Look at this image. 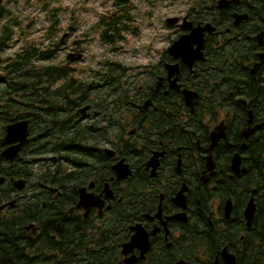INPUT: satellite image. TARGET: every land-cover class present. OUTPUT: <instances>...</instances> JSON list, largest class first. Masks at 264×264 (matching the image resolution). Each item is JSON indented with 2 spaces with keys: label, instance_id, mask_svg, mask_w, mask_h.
Segmentation results:
<instances>
[{
  "label": "flooded vegetation",
  "instance_id": "obj_1",
  "mask_svg": "<svg viewBox=\"0 0 264 264\" xmlns=\"http://www.w3.org/2000/svg\"><path fill=\"white\" fill-rule=\"evenodd\" d=\"M110 2L69 0V4H61L60 0H25L22 4L19 0H0V37L5 33L11 38L0 57L8 60L6 67L0 66L3 77L12 71L9 66L16 55L28 46L30 31L22 21L23 14L36 10L48 23L46 36L38 43L37 66L42 74L39 132L35 138L30 124L28 142L19 155L13 161L0 157L9 165L1 166L4 172L0 174V226L8 223L16 231L9 240L6 264L72 261L74 264H229L233 257L237 263L247 251L245 243L252 233L254 219L248 226L245 210L253 193L246 200L241 189H237L236 180L245 174L237 177L232 159L239 154L241 167L247 168L246 152L253 138L264 129V120L254 119L253 111L248 109V126L239 131L242 141L235 149L228 131L229 121L234 124L236 120V109L233 105L228 109L216 108L212 89H224L229 79L217 67L220 48L226 42H236L238 29L249 21L236 26L233 15L248 14L250 19V9L254 6L238 0V4L231 3L220 10L216 1L206 9L200 5L198 10L190 3L187 13L177 17L180 21L176 26L165 23L175 32L176 39L159 54L156 62L130 74L134 68L105 56H92L90 52L94 44L107 46L126 41L123 34L131 32V24L136 21L134 13L141 6L133 0ZM142 5L149 11L155 10L156 0H142ZM228 13L232 27L226 26L222 19ZM185 19L189 27L184 31L179 25ZM206 24H211L215 31L205 34L204 59L194 61L191 66L174 60L168 52L172 44L182 35L190 34V26ZM133 33L141 34L139 28ZM260 34H263L262 45L256 39ZM253 39L260 51L249 71L257 79L264 66L261 59L264 29ZM210 40L216 44L212 54ZM260 63L253 74V68ZM173 65L179 68L170 73L169 67ZM212 66L221 74L213 82L206 78ZM114 71L122 75L126 100L114 101L109 97L115 90L114 84L120 81ZM48 72L65 78L48 81L45 78ZM84 77L88 83L86 94L71 93V107L63 109V114L69 116L71 126L76 123L75 128L85 126L93 131L85 147L88 154L85 177L75 184H68L62 176L54 178L55 182L43 178L36 184L25 177L16 163L31 162L32 157L23 152L34 139L42 146L50 142L52 127L46 128V119L52 111L51 105L64 107L63 99L70 96L63 88L64 83L69 80L78 86ZM4 83L0 80V86ZM185 90L197 93L198 100L187 102ZM211 102L215 107H210ZM236 104L246 106L247 102L238 98ZM86 107L89 110L80 113ZM214 113L219 115L216 121L212 119ZM250 113L252 124H249ZM258 125L261 128L254 135L248 139L242 137L249 128ZM5 135L6 132L1 137L0 154L18 145L6 144ZM213 135L219 139L216 145ZM227 147L229 154L220 150ZM51 157L55 156L40 154L37 158L42 162L37 166L42 165L45 171L46 161ZM74 185L77 189L71 201L65 189ZM71 232L86 234L84 253L79 249L77 237H67ZM68 242L71 243L69 255L65 251Z\"/></svg>",
  "mask_w": 264,
  "mask_h": 264
},
{
  "label": "trees",
  "instance_id": "obj_2",
  "mask_svg": "<svg viewBox=\"0 0 264 264\" xmlns=\"http://www.w3.org/2000/svg\"><path fill=\"white\" fill-rule=\"evenodd\" d=\"M216 1L192 0L191 3L192 8L197 7L199 10L200 5L206 9L207 6L215 4ZM243 1L254 6L250 9L251 18L247 24L238 29V40L231 44L226 42L218 52L219 63H217V67L220 66L222 73L228 75L229 79L225 81L224 89L213 87L212 95L215 96L214 100L217 105L213 102L210 104V107L216 105V108L220 107L221 109H224V107L228 109L230 105H233L236 109V120L234 124L229 121L228 131L229 141L235 143V149L239 148L242 141L239 131L248 126V109L253 111L254 119L261 118L264 120V66L259 71L257 79L249 71L257 59V53L260 51V46L254 41L253 36L260 29H264V0ZM211 14L212 12L209 15ZM222 19L226 26L232 27L229 13L223 15ZM9 42H11V38L3 33L0 37V57L9 47ZM215 46V42L210 40V54L213 53L212 48H215ZM38 53V42L28 43L27 47H23V52L17 54L16 59H13V62L10 63L9 68L12 71L6 77L0 75V80L5 81V85L0 86V151L3 147L1 137L5 132V127L10 123L27 119L30 121L31 131L35 138L39 132V85L42 74L37 66ZM5 59L6 57L3 60L0 59V66L5 65L6 67L8 60ZM114 73L120 80L122 75L117 74L116 71ZM220 76L218 68L212 66L210 74L206 78L213 82ZM45 78L48 81H54L65 77L61 74L48 72ZM63 88L70 93L67 99H63L62 106L64 107L53 108L54 105L52 104V111L46 119V128L52 127L50 142L42 146L37 139H34L33 144L23 152L24 155L32 157L31 162L23 163L19 160L16 163V166L25 172V177L36 181V184L38 180L43 178L55 182L54 178L58 176H62V180L68 184H75L85 177L84 163L88 156L85 147L93 131L85 126L75 128L76 123L71 126L68 122L69 116L63 114V109L71 107V93L75 95L78 92L86 94L88 89L87 77H84V80H82V83H78V86H74L73 82L68 80L67 83H64ZM113 88L115 89L113 93H109L110 99L114 101L127 99L125 84L122 80L115 83ZM101 98L102 96L99 95V99ZM238 98L244 99L247 105H237L236 99ZM212 119L214 121L218 120L219 115L214 113ZM233 127L234 130H232ZM222 149L225 154L230 153L229 147L226 149L220 148V150ZM42 153L55 156L46 161L45 171L42 170V165H40V168L37 166L38 163L42 162L37 158ZM246 156L247 174L236 180L237 189H241V193L246 200L249 199L254 189L258 190L255 195L257 213L252 224L251 236L245 243L247 251L240 255L237 264H264V129L253 138ZM3 163L4 166H9L7 162L0 160V174L4 172L1 167ZM76 189V185L65 189L69 200H74L73 194ZM8 225V223H4L0 226V264H6L9 240L16 232ZM67 237H77V243L80 245L79 249L84 253L87 248V236L84 232L80 235L71 232ZM70 244L68 242L65 247L68 255L70 254ZM63 260L66 261L67 257H64ZM69 264L74 263L72 261Z\"/></svg>",
  "mask_w": 264,
  "mask_h": 264
},
{
  "label": "rangeland",
  "instance_id": "obj_3",
  "mask_svg": "<svg viewBox=\"0 0 264 264\" xmlns=\"http://www.w3.org/2000/svg\"><path fill=\"white\" fill-rule=\"evenodd\" d=\"M22 4L25 0H19ZM192 0H156L155 10L149 11L142 5V0H133L141 5L134 13L136 21L131 24L130 33L125 32L123 36L126 41L115 42L112 45L102 46L94 44L91 46V54L96 57H108L109 60L118 62L125 67L134 68L130 74L137 73L141 66H147L156 62L161 52L165 51L173 40L176 39L175 32L169 30L165 24L166 17H180L187 13ZM61 4H69V0H60ZM57 4L58 2L55 1ZM112 3V0L110 4ZM21 16L20 13H18ZM22 21L29 26L27 43L42 41L48 30V23L43 15L36 10H30L23 14ZM140 29V36L133 33ZM24 43H26L24 41ZM138 69V70H135Z\"/></svg>",
  "mask_w": 264,
  "mask_h": 264
},
{
  "label": "water",
  "instance_id": "obj_4",
  "mask_svg": "<svg viewBox=\"0 0 264 264\" xmlns=\"http://www.w3.org/2000/svg\"><path fill=\"white\" fill-rule=\"evenodd\" d=\"M231 3L238 4V0H218L217 6L220 10H223L227 8ZM234 18V24L236 26L240 25L243 22H246L249 20L248 14H238L235 13L233 15ZM180 19L177 17L174 18H168L166 20V23L170 27H174L179 23ZM183 25H179V27L182 30H187L189 25H187V20L185 19ZM191 29L190 34L182 35L178 40H176L172 46L168 49V52L172 54L174 60H181L183 63L189 64L190 66L194 63V61L198 59H204V46H205V34L209 33L212 34L215 31V28L211 24H206L204 27L198 26L194 28L193 26ZM260 44H263V34H260L256 38ZM194 46H197V49H194ZM262 61L264 60V55L261 56ZM261 63L257 64L254 68L252 73L255 74L256 71L259 69ZM179 67L178 65L170 66V73L175 72ZM184 97L187 102H194L195 100H198L199 95L192 91H184ZM89 110V107H86L80 111V113H86ZM253 123L252 113H250V120L249 124ZM30 123L29 121H21L14 124H9L5 127L6 135L4 137V142L8 145H12L14 143H18L16 146H11L7 148L6 150L2 151L0 154V157L6 161H13L18 155L22 147L28 142L29 137V127ZM261 126H255L254 128H249L250 130L243 133V138L248 139L250 136L254 135L255 132L260 129ZM213 143L216 145L218 138L214 137L213 135ZM242 166V157L239 154H236L233 156L232 159V169L236 173L237 177H240L242 174L247 173L246 167ZM13 181H15L13 179ZM16 183H25V181H15ZM23 188V186H22ZM258 192L257 189H254L252 191L253 196L249 200L245 215L246 219L248 221V226H251L252 221L254 219L255 213H256V203L254 195H256ZM81 199L85 197L84 193H81ZM127 248V247H126ZM229 264H237L235 257L232 258L231 261H229Z\"/></svg>",
  "mask_w": 264,
  "mask_h": 264
},
{
  "label": "bare ground",
  "instance_id": "obj_5",
  "mask_svg": "<svg viewBox=\"0 0 264 264\" xmlns=\"http://www.w3.org/2000/svg\"><path fill=\"white\" fill-rule=\"evenodd\" d=\"M2 198V197H1ZM1 207V206H0Z\"/></svg>",
  "mask_w": 264,
  "mask_h": 264
}]
</instances>
